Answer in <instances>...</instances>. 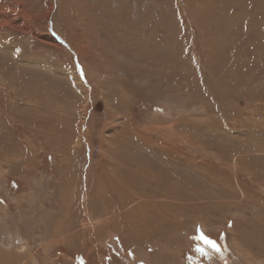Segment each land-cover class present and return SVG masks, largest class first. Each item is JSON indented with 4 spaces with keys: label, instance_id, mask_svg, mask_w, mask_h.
<instances>
[{
    "label": "rangeland",
    "instance_id": "374dc122",
    "mask_svg": "<svg viewBox=\"0 0 264 264\" xmlns=\"http://www.w3.org/2000/svg\"><path fill=\"white\" fill-rule=\"evenodd\" d=\"M0 264H264V0H0Z\"/></svg>",
    "mask_w": 264,
    "mask_h": 264
},
{
    "label": "snow or ice",
    "instance_id": "6c2138e0",
    "mask_svg": "<svg viewBox=\"0 0 264 264\" xmlns=\"http://www.w3.org/2000/svg\"><path fill=\"white\" fill-rule=\"evenodd\" d=\"M199 235L194 237V239L198 240L200 243L196 247V251L200 253L202 256H208L210 253L208 249H212L215 252L220 251V246L216 243V241L212 240L211 238L207 237L202 230H197ZM204 245L203 247L200 245Z\"/></svg>",
    "mask_w": 264,
    "mask_h": 264
},
{
    "label": "bare ground",
    "instance_id": "6f19581e",
    "mask_svg": "<svg viewBox=\"0 0 264 264\" xmlns=\"http://www.w3.org/2000/svg\"><path fill=\"white\" fill-rule=\"evenodd\" d=\"M46 39H47V41H48V43H49L50 45H54V46H56L57 48H59V45L55 42L54 38H52L51 36H50V37L48 36V38H46Z\"/></svg>",
    "mask_w": 264,
    "mask_h": 264
}]
</instances>
